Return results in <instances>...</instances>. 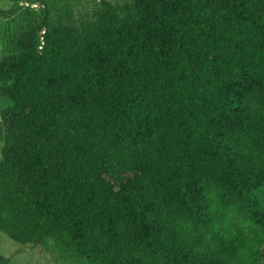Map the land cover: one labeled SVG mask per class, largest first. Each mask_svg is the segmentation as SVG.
I'll return each instance as SVG.
<instances>
[{
	"label": "trees",
	"instance_id": "1",
	"mask_svg": "<svg viewBox=\"0 0 264 264\" xmlns=\"http://www.w3.org/2000/svg\"><path fill=\"white\" fill-rule=\"evenodd\" d=\"M10 1L0 232L61 264L264 262V0L79 18ZM108 164L134 184L115 190Z\"/></svg>",
	"mask_w": 264,
	"mask_h": 264
},
{
	"label": "rangeland",
	"instance_id": "2",
	"mask_svg": "<svg viewBox=\"0 0 264 264\" xmlns=\"http://www.w3.org/2000/svg\"><path fill=\"white\" fill-rule=\"evenodd\" d=\"M100 1L102 0H55L54 10L55 13L61 16H64L65 12L68 10L73 17L79 18L89 13ZM106 1H110L113 4H123L128 0ZM11 6L10 0H0V13L10 10ZM33 8L38 14L40 7L34 6ZM7 22V20L0 16V59L5 55L4 34ZM7 106L8 103L0 99V115ZM1 148L2 145L0 144V158ZM104 177L115 190L120 189L124 185H132L136 180L130 173L121 170L114 164H108L106 166ZM262 252L264 254V247H262ZM0 255L8 259L9 264H61L54 255L50 254L44 248L40 246L16 244L2 232H0ZM261 264H264V262Z\"/></svg>",
	"mask_w": 264,
	"mask_h": 264
}]
</instances>
